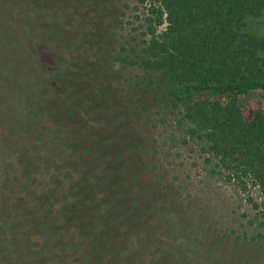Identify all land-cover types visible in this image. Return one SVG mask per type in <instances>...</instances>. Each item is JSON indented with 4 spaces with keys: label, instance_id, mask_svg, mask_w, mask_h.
<instances>
[{
    "label": "trees",
    "instance_id": "obj_1",
    "mask_svg": "<svg viewBox=\"0 0 264 264\" xmlns=\"http://www.w3.org/2000/svg\"><path fill=\"white\" fill-rule=\"evenodd\" d=\"M97 1L0 0V126L14 130L0 140V264H188L189 253L167 244V224L157 229L156 206L131 235L109 217L113 194L72 210L63 185L24 145L69 137L97 112L96 92L128 76L130 87L181 104L180 122L205 146L212 172L256 211L252 231L232 243L231 264L264 255V111L247 118L238 105L239 96L264 92V35L251 26L264 0H137L146 12L141 40L104 54L86 35ZM153 185H142L148 203L158 199ZM226 243L210 245L228 254ZM195 254L202 261L204 251Z\"/></svg>",
    "mask_w": 264,
    "mask_h": 264
},
{
    "label": "rangeland",
    "instance_id": "obj_2",
    "mask_svg": "<svg viewBox=\"0 0 264 264\" xmlns=\"http://www.w3.org/2000/svg\"><path fill=\"white\" fill-rule=\"evenodd\" d=\"M97 3L93 10L96 28L90 36L86 34L92 49L104 54L119 48L120 53L124 43L128 42L127 48H131L141 40L144 5L137 0ZM251 26L264 35V16ZM126 78L129 76L117 77L103 86L100 93L96 92L97 112L81 128H72L75 130L69 137L63 132L60 138L38 136L34 140L28 138L24 145L43 163L45 167L39 162L45 174L52 173L63 185L72 210L90 198L113 194L109 217L117 230L130 225L125 232L131 235L132 227L156 206L158 210L152 217L157 229L167 224V244L183 255H191L183 257L185 263L231 264L235 253L232 243L243 232L252 231L248 223L256 211L219 169L212 172L205 146L188 136L186 126L180 122L181 104L148 87H130ZM118 83L129 89L123 91ZM238 105L247 118L256 109L264 111V92L241 95ZM10 130L14 131L8 125L0 126V140L4 141ZM0 150L5 151L6 147ZM142 185H153L158 199L152 196L153 201L148 203L145 197L149 194H145ZM250 190L256 202L263 201L257 188ZM162 198L166 203L160 202ZM214 240H223L225 244L228 241V254L222 253V249L215 251L210 245ZM196 250L204 251L202 261L197 259ZM246 260L243 264H264V255Z\"/></svg>",
    "mask_w": 264,
    "mask_h": 264
}]
</instances>
